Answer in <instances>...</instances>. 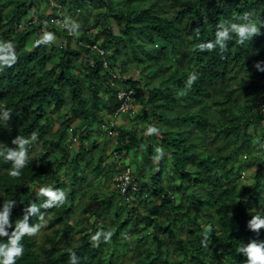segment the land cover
Wrapping results in <instances>:
<instances>
[{
    "label": "trees",
    "instance_id": "16d2710c",
    "mask_svg": "<svg viewBox=\"0 0 264 264\" xmlns=\"http://www.w3.org/2000/svg\"><path fill=\"white\" fill-rule=\"evenodd\" d=\"M245 12L264 18V0H0V40L12 41L18 57L0 72V106L11 111L8 121L0 120V143L15 148L16 136L28 138L33 131L39 136L19 178L8 175L12 165L0 158V207L5 200L16 202L14 227L29 204L44 203L36 195L40 187L68 193L64 205L40 209L47 226L36 237H24V255L16 264H70L73 251L79 264H245L247 257L237 249L264 241V230L257 234L247 227L253 215L264 212V149L256 143H264V72L253 67L264 61V34L244 45L233 34L224 54L197 48L215 39L220 21L240 23L235 18ZM73 17L84 22L78 37L52 23ZM45 21L56 40L30 47L31 36L37 40L43 34ZM94 45L105 51L103 56ZM116 66L120 77L112 79ZM137 71L143 75L139 80ZM192 72L199 78L185 91ZM129 90L140 111L127 128L112 126L106 117L120 107L118 93ZM149 125L159 128V135H146ZM94 126L114 134L118 162L132 152L139 191L130 201L115 188L105 194L85 190L90 180L83 166L93 165L87 158L99 144L93 141L87 148L83 140ZM69 134L70 140H80L82 151L75 156ZM158 146L164 155L150 165ZM103 153L98 151L93 179L113 173V164H107L111 172L104 169ZM139 154L143 159L137 162ZM239 159L253 169L246 196L236 185L240 167H232ZM79 191L88 205L74 216ZM76 222L82 225L78 230ZM209 225L204 247L202 233ZM109 230L111 241L101 237L94 246L92 236ZM125 230L136 235L128 246L121 235ZM118 243L124 251L115 259Z\"/></svg>",
    "mask_w": 264,
    "mask_h": 264
},
{
    "label": "clouds",
    "instance_id": "9594fccd",
    "mask_svg": "<svg viewBox=\"0 0 264 264\" xmlns=\"http://www.w3.org/2000/svg\"><path fill=\"white\" fill-rule=\"evenodd\" d=\"M240 23H228L220 21L217 24V31L215 32V39L209 42L200 43L197 45L199 51H214L219 49L220 54H224L228 49V42L233 39V34L236 36V42L239 45H244L248 41H252L254 37H258L264 33L261 29L264 28V18L255 16L254 13L245 12L242 16L236 17ZM45 30L39 39L35 41V46L50 45L56 39L55 34L47 31V22H44ZM64 27L68 30L70 35L78 37L80 35L81 25L71 19L64 21ZM198 31V30H197ZM18 61L15 52V45L12 41L0 40V72L5 68L13 67ZM257 71L264 72V61H257L253 66ZM198 75L195 72L189 74L185 82V91L190 89L193 84L198 80ZM11 118V111L6 106H0V120L4 122ZM160 129L154 125H149L146 129V135H159ZM38 133L33 131L28 138L24 136H16L12 139L11 143L16 145L15 148L8 147L0 143V158L4 162H10L12 167L8 170V175L12 178H19L22 174V169L27 167L29 161V148L37 140ZM261 149H264V143L256 142ZM156 155L154 159L159 161L164 155L162 147L155 148ZM38 197H44L45 201L41 205L35 202L29 204L24 210L22 218L15 221L13 227L12 211L15 207L14 200H5L2 207H0V238H6L7 242H0V264H16L18 258L24 255V245L22 243L24 237H36L41 230L47 226L45 215L40 211L43 209H50L59 207L67 202L68 193L63 189H54L51 186L40 187L36 193ZM38 217V222L32 224L31 218ZM247 227L259 234L264 230V212H257L253 215L247 223ZM9 229H13L9 231ZM212 233L211 225L206 226L202 233V245L208 246V240ZM113 236L112 231H97L92 236V243L94 246H99L101 237L105 243L111 241ZM237 251L243 256L247 257L245 264H264V241L251 240L247 245H242ZM70 264H79V257L75 251L70 253Z\"/></svg>",
    "mask_w": 264,
    "mask_h": 264
},
{
    "label": "rangeland",
    "instance_id": "374dc122",
    "mask_svg": "<svg viewBox=\"0 0 264 264\" xmlns=\"http://www.w3.org/2000/svg\"><path fill=\"white\" fill-rule=\"evenodd\" d=\"M119 1H121V0H119ZM131 6L134 9H136V10H142L143 9L142 6H136V5H131ZM91 13L92 12H88L87 11L86 14H85L86 17H90ZM60 14L62 16L67 17V13L64 12V11L61 12ZM71 20H74V21L78 22L81 25L80 30L83 28L84 22L81 21V19H79L77 17H73ZM35 38H36V35L33 34L31 36L30 42L28 44L30 47H33L35 45V41H36ZM102 40H103V38L100 37L99 38V42L102 41ZM156 45L161 47V45L158 42L156 43ZM167 59L170 62L169 56L167 57ZM170 64H172V63L170 62ZM119 68H120V66H119ZM114 69H115V72L118 73V75H119L118 66H116ZM130 72H132V71H129L126 74H131ZM138 74L139 75L137 76V79L139 80L140 76L143 77V75L140 72H138ZM123 75L125 76V73ZM154 86H156V83H152L150 87H154ZM137 101H138V99H137ZM134 103H136V104H134ZM134 103L131 105V109H133V111L137 113V112L140 111L141 107H140V104H137L138 102L134 101ZM134 116H135L134 114L126 113L124 115L118 116L115 120H114V118H112V117L110 118L109 116H107L106 118L109 121H111L112 123H115V124L118 123L119 126H121V127L122 126H124V127L127 126L128 127L131 124V120L134 118ZM53 127L55 128L56 125H54ZM77 127H78V122L76 121L75 123H73L71 125L70 129L73 130V129L77 128ZM141 127L144 129V126H141ZM142 128H140L138 130V138H141V134H140L141 131L140 130H142ZM48 129H49V126L47 125V130ZM71 130H69V132H71ZM153 136H157V135H153ZM70 138H71V135L69 134L67 139L70 140ZM114 139H115L114 134H111V131L106 126H99V127L94 126L91 129V133H90L89 139L83 140V144L88 146L87 148H89L90 145L93 144V141L98 142V144H99L98 151L99 152L100 151L104 152L103 153L104 156H105L104 160H105V163H106L105 166H104V169L105 168L108 169V170H106L108 172H111L112 169L107 164H112V163L116 162V160L114 161V159H113L114 154L110 150L111 147H113L114 145L116 146ZM69 149H70L71 156H75L76 154H78L79 152L82 151V149L80 148V140H79V138H77V139L76 138L75 139L72 138L70 140ZM98 151L94 152L92 158H87V161L88 162L89 161L93 162V165L91 167L83 166V169H84L88 179L90 180L89 185H87V186L85 185V187H86L85 190L86 191H93V192H99V193L105 194L107 190L112 191L115 188L114 187V179H115L116 175H118L119 173H121L124 170V167H123L122 164H120V165L117 164L118 163L117 162L116 164H114L113 173H108L106 175V178H95V179H93L90 172L93 169L94 164H95V162L97 160ZM142 159H143V156L141 154H139L138 157H137V162H138V160L142 161ZM242 160H244V159H241V160L239 159V160L234 161L233 164H232V167L233 168L240 167L239 172H240V176L241 177L236 182V185L238 186V188L241 191H243L242 193L246 196V194L248 192V188H249V186L252 183V181H251L249 176L253 173V169L251 167H247L246 165H244ZM155 163H156V160L153 159L151 161L150 165H154ZM125 165H127V166H125ZM125 165H124L125 167H130L131 168L132 173H135V170H136L135 168L137 167V165L135 164L134 160L132 159V152L129 153L128 158H127V160L125 162ZM63 168H66V167H63ZM67 169L69 170L70 168H67ZM142 169L144 171L142 180L146 181V180H148V172H149L148 171L149 170L148 164L143 166ZM61 175H62V172H61ZM174 182H175V184H177L179 182V177H175L174 178ZM164 186L167 188V190H173V187H171L170 185H165L164 184ZM81 193L82 192L79 191L76 194L78 199L75 202L76 209H75L74 216H78L79 212L82 210V208H85L88 205L87 204V196H83V195H81ZM176 202H179V199ZM96 205H97L96 203H93V207H96ZM139 212H140L141 215H145L147 213V211L144 210L142 207L139 208ZM84 214L87 215L88 212L86 211V213H84ZM201 221L202 220L200 219L199 222L201 223ZM75 226H76V230H78L82 225L79 222H76ZM121 235H122V238H125L126 242L128 243V244H126L127 246L132 244V242H134V239L136 238L135 233L128 234L127 230L123 231V233ZM123 251H124V244L118 243L116 245V247H115V252H114L115 253V259H118V257L123 253Z\"/></svg>",
    "mask_w": 264,
    "mask_h": 264
},
{
    "label": "built area",
    "instance_id": "2783aa9c",
    "mask_svg": "<svg viewBox=\"0 0 264 264\" xmlns=\"http://www.w3.org/2000/svg\"><path fill=\"white\" fill-rule=\"evenodd\" d=\"M52 23L60 29H65L64 21H62L59 18L52 20ZM92 49L95 52H97L100 56L104 55L105 51L100 49L98 45H94ZM109 65L110 64L107 62H104L103 64L104 68H106L107 70H109ZM119 77L120 76L118 75V73H116L115 70L113 69V71H111V78L118 79ZM118 100L120 101L121 104L112 118L116 119L118 116L124 115L126 113L134 114V115L136 114V112H134L133 109H131L132 101H134L131 90L120 91L118 93ZM113 154H114V157H116L115 156L116 153L113 152ZM114 187L116 190L120 192V195L125 196L128 201L132 199L131 198L132 192L135 193L139 191V188L137 187V183L136 181H134V173H132V170L130 167H125L121 173L116 175L114 179Z\"/></svg>",
    "mask_w": 264,
    "mask_h": 264
},
{
    "label": "crops",
    "instance_id": "0c3cea01",
    "mask_svg": "<svg viewBox=\"0 0 264 264\" xmlns=\"http://www.w3.org/2000/svg\"><path fill=\"white\" fill-rule=\"evenodd\" d=\"M138 113H139V112H137L136 114H138ZM136 114H135V115H136ZM114 120H115V119H114ZM110 122H111V121H110ZM111 125H112V126H116V125H117L119 128H122V127H123V128H126V127H127V126H125V127L122 126V127H121V126H119L118 123L115 124V123H112V122H111ZM117 126H116V127H117ZM114 149H115V145H114L113 147L110 148L111 152H115ZM115 153H116V152H115ZM116 155H117V154H116ZM116 155H115V156H116ZM127 158H128V157H127ZM113 159H114V161H115V160H116V157H113ZM126 160H127V159H126ZM126 160H125L124 162H121V161L118 162V161L116 160V162H114V163H112V164L114 165V164H116V163L118 162L117 164H119V165L122 164L123 167L125 168V166H127V165H125ZM124 165H125V166H124Z\"/></svg>",
    "mask_w": 264,
    "mask_h": 264
}]
</instances>
